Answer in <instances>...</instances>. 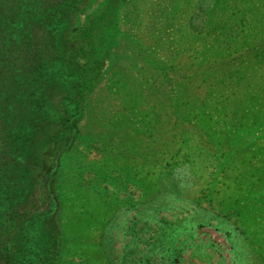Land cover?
<instances>
[{"label":"rangeland","instance_id":"rangeland-1","mask_svg":"<svg viewBox=\"0 0 264 264\" xmlns=\"http://www.w3.org/2000/svg\"><path fill=\"white\" fill-rule=\"evenodd\" d=\"M101 31L58 264H264V0H125Z\"/></svg>","mask_w":264,"mask_h":264},{"label":"trees","instance_id":"trees-1","mask_svg":"<svg viewBox=\"0 0 264 264\" xmlns=\"http://www.w3.org/2000/svg\"><path fill=\"white\" fill-rule=\"evenodd\" d=\"M90 1L0 0V264L59 262L54 186L100 75L101 30L125 0L81 27Z\"/></svg>","mask_w":264,"mask_h":264}]
</instances>
